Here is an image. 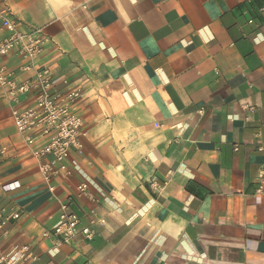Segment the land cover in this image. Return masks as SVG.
Segmentation results:
<instances>
[{
    "label": "crops",
    "instance_id": "obj_1",
    "mask_svg": "<svg viewBox=\"0 0 264 264\" xmlns=\"http://www.w3.org/2000/svg\"><path fill=\"white\" fill-rule=\"evenodd\" d=\"M5 4L51 39L55 88L82 86L87 137L50 191L0 89V264H264V0ZM68 197L95 236L59 247L43 234Z\"/></svg>",
    "mask_w": 264,
    "mask_h": 264
},
{
    "label": "built area",
    "instance_id": "obj_2",
    "mask_svg": "<svg viewBox=\"0 0 264 264\" xmlns=\"http://www.w3.org/2000/svg\"><path fill=\"white\" fill-rule=\"evenodd\" d=\"M50 43L51 39L42 30H24L5 0H0V60L13 54L20 64L16 73L0 70V89L8 98L16 133L32 150L31 155L38 162L37 170L43 183L53 191L51 182L55 177L71 176L67 157L72 152L82 153L87 131L83 118L74 111L83 93L82 86L70 87L64 82L65 89L58 90L50 69L36 66V60ZM18 74L30 76L20 82ZM23 98H30L32 105L22 108ZM5 153L6 148L0 145V160ZM87 190V185L79 184L76 198L88 196ZM256 194L264 198V182L259 184ZM72 200L68 197L59 202L57 224L51 232L43 234L55 246H68L76 237L86 242L94 239V220L86 226L81 225L80 218L71 211ZM17 217L16 213L10 215V219ZM26 258L34 257L28 248H23L20 259Z\"/></svg>",
    "mask_w": 264,
    "mask_h": 264
}]
</instances>
